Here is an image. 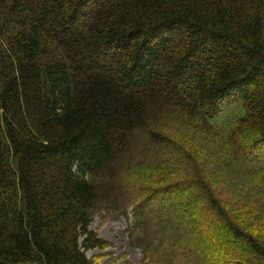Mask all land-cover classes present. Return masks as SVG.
Here are the masks:
<instances>
[{
    "label": "trees",
    "instance_id": "trees-1",
    "mask_svg": "<svg viewBox=\"0 0 264 264\" xmlns=\"http://www.w3.org/2000/svg\"><path fill=\"white\" fill-rule=\"evenodd\" d=\"M255 153L264 0H0V264H264Z\"/></svg>",
    "mask_w": 264,
    "mask_h": 264
},
{
    "label": "rangeland",
    "instance_id": "rangeland-1",
    "mask_svg": "<svg viewBox=\"0 0 264 264\" xmlns=\"http://www.w3.org/2000/svg\"><path fill=\"white\" fill-rule=\"evenodd\" d=\"M255 156L256 153L252 156L253 158L248 157V162L264 164V153L259 157V160ZM183 195H185V192H175L173 198L179 199ZM163 207L166 210V206L162 205ZM168 211H174V214H182L179 207L177 209L175 205L171 206L170 209L168 207ZM161 216L164 215L161 214ZM188 220L189 225L194 226L190 222V215ZM126 227V219L118 214L103 212L95 217L92 228L97 230L99 235L107 240L108 245L104 249L95 248L87 251L89 257L95 256L93 264H155L153 260L145 259L143 252L129 241Z\"/></svg>",
    "mask_w": 264,
    "mask_h": 264
}]
</instances>
